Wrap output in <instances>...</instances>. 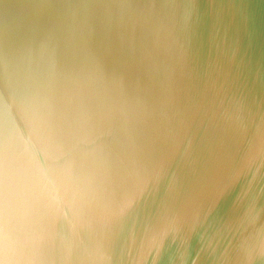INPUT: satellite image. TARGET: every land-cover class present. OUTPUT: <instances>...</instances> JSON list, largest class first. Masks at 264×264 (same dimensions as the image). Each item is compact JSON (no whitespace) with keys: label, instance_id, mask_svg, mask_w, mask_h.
Here are the masks:
<instances>
[{"label":"water","instance_id":"obj_1","mask_svg":"<svg viewBox=\"0 0 264 264\" xmlns=\"http://www.w3.org/2000/svg\"><path fill=\"white\" fill-rule=\"evenodd\" d=\"M0 264H264V0H0Z\"/></svg>","mask_w":264,"mask_h":264}]
</instances>
